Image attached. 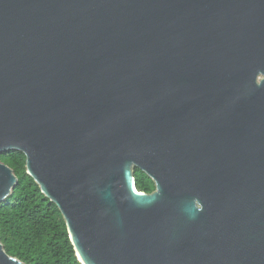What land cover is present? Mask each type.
Instances as JSON below:
<instances>
[{
  "label": "water",
  "instance_id": "water-1",
  "mask_svg": "<svg viewBox=\"0 0 264 264\" xmlns=\"http://www.w3.org/2000/svg\"><path fill=\"white\" fill-rule=\"evenodd\" d=\"M8 151L80 264H264V0H0Z\"/></svg>",
  "mask_w": 264,
  "mask_h": 264
},
{
  "label": "trees",
  "instance_id": "trees-1",
  "mask_svg": "<svg viewBox=\"0 0 264 264\" xmlns=\"http://www.w3.org/2000/svg\"><path fill=\"white\" fill-rule=\"evenodd\" d=\"M0 162L17 178L10 196L0 204V242L6 254L23 264H80L56 206L26 175L24 155L1 153ZM134 178L138 191H152V182L138 169Z\"/></svg>",
  "mask_w": 264,
  "mask_h": 264
},
{
  "label": "flooded vegetation",
  "instance_id": "flooded-vegetation-1",
  "mask_svg": "<svg viewBox=\"0 0 264 264\" xmlns=\"http://www.w3.org/2000/svg\"><path fill=\"white\" fill-rule=\"evenodd\" d=\"M152 186H153V184H152ZM153 190H154V186H153V189H152V191H153ZM152 191H151V192H152ZM151 192H149V193H151Z\"/></svg>",
  "mask_w": 264,
  "mask_h": 264
}]
</instances>
